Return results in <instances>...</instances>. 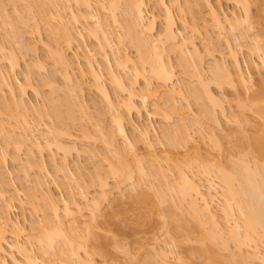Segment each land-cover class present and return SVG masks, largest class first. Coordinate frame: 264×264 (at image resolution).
Segmentation results:
<instances>
[{
	"label": "bare ground",
	"instance_id": "bare-ground-1",
	"mask_svg": "<svg viewBox=\"0 0 264 264\" xmlns=\"http://www.w3.org/2000/svg\"><path fill=\"white\" fill-rule=\"evenodd\" d=\"M11 1L12 0L8 2ZM19 1L21 2V0ZM22 1L23 3L25 1L24 5H30L31 2L33 3H31V7H28L29 5L26 6L29 8H27V14L29 16L33 15V17L30 18L32 22L38 19L41 24L39 22H36V24L39 23V26L42 25V23L46 26H51V28L49 27L48 29L50 34H52V40H55V44L53 47L51 46L48 48L51 53L49 57H52V61H55H53L54 64L57 68L59 67L57 71L59 75H61L62 80H65L66 87L64 89H59L55 84L47 81V83H44L46 85L52 84L53 87L58 88V90L53 88L56 92L52 89V93H55V98L57 92L63 90L62 97L65 94L69 102L65 100V97L62 99L61 96L59 97L61 101L64 100V102L68 103L60 102V100L53 102L55 98L53 99L54 95L51 94V96H53H50L51 100L44 101H47V106L53 109V113H50L49 110L45 112L47 111V109L45 110L47 107L45 106L46 104L40 106V108L36 106L37 104L32 105L31 102H29L30 104L25 102L23 99L25 97L24 94L27 93V88H33L30 85V81L28 80L29 82L27 83H29V85L26 83L27 85L25 84V87V85L14 84L11 77V74L15 73L21 66L19 64V57L17 56L19 53L17 54V52L13 51V48L15 47L17 49L19 45L22 48L19 46L18 48L23 49L24 47L26 50L25 47L27 45L23 46L24 43L22 42L23 35H19L20 39L17 40V42L21 40L22 44L19 41L20 44L19 42H15V45H10L11 42H9V46H6V44L2 43L0 40V80L8 89L11 95L10 97L12 98V101L9 100V102L13 105L12 107L7 105L8 107H5V109L8 108L10 110L14 108L12 109L14 112L12 110H10L12 113L9 111L10 115L8 112L7 119L0 114L1 142L5 144L6 149L14 147L18 155L19 152L23 150L27 151V162L23 165L24 167L22 169V171L25 169L26 172H24L26 176L31 172L28 170L38 171L41 175L42 173L44 175L47 174L46 162L43 159L37 161L34 158V151L42 153L44 149H50V152L54 149L63 154L64 159L61 163V169L57 167L58 163L54 157L52 158L51 165L53 168L57 167L56 169L54 168V171H57L56 173H63L66 178L72 181V184L79 187L82 186V182L85 184L84 180H86V175L84 176V173L79 170L75 173L68 165V158L76 155L79 158L88 156V159L92 161L99 159L102 154L95 148L93 150H87L85 148L83 149L81 146L83 144L80 145L83 139L89 141L97 134L99 137L95 138L96 140L98 139L95 143L98 144L101 138L102 144H105L103 148H105L107 152L105 161L108 163V171H104L105 169L101 165L96 166L95 169L98 168L96 171L94 170L95 173L93 172L92 175L98 181L99 190L92 197H90L88 192L83 190L84 192H81L79 195V198H81L80 202L76 201L75 197H72L73 203H69L64 199L55 198L51 194L49 182L44 179V176H42L43 180H40L42 178H38L39 180L36 179L37 182L35 183L37 187L35 185L34 193L29 192V195L32 193L29 197L33 206H35L33 210L38 218L30 229L31 233L27 234L26 228L22 227L18 220H13L9 215L11 209L14 207L11 199L15 196L9 198L8 194L13 191V195H17L18 191L13 189L14 185L12 182H7L5 180V173H2L1 170L6 162V157L0 158V264H98L96 263V258L102 259V264H118L117 262L115 263L114 259L118 252L132 257L130 249L123 243V237L128 234L132 237H136L148 229H151V233L161 232V237L166 239L165 244L167 246L165 245L166 251L165 247L162 249V252L161 250H157L158 245L156 242L159 238H152L149 241V246L152 247V252H154H150V259L148 258L150 262L148 263L149 260H146L147 264H194L195 262H193V259L196 257L204 261L202 264H264V80H262L259 88L255 90L256 92L254 91V95L251 97L248 96L247 98L248 84L253 81V76L242 69L243 67L240 65L237 50L234 48L233 44H231L232 42L229 41V39H225L227 51H229L228 53L233 59L232 66L230 63H227L228 61L226 59L224 62L221 60V64L217 63V66L209 69L211 71L212 68H214V75L212 76L214 79L212 82L210 81V84H214L213 86L216 89L220 91H223L225 88H230L231 90L233 88L234 91L238 89V92L245 95V99H241V101L238 102L236 113H234V115L232 114V117L227 115L228 118L225 115L226 111L221 109L223 104L220 106V103L223 102H220L219 98H215L216 94L214 95L213 92H211L212 90H209V85L205 84L206 81L202 79L205 75L203 71H206L204 69L207 67L204 68L206 65L203 66L202 55L199 54V49L195 44L194 35L196 34L195 31H197L196 27L192 28L194 37H192V35L190 36L192 39L194 38V40L187 35H183L179 28H177L178 19L174 14V9L178 7L177 4H179V0H155L156 5L163 13V29L160 33H157V35H155L154 32L158 17H155V14L150 15V18L147 16L149 15L147 0H93L94 2L92 0ZM235 1L242 7L243 15L232 12L230 14L231 20H229L227 16L222 18L219 10L213 6L209 0H203L202 2H204V6L211 20L217 24V29L220 33H222L228 25H230V28L233 30L236 28V31L237 29L244 28L239 32L238 39L242 38L239 41V44L242 43L240 47L249 48L248 53L250 56H256V54L260 53V55H257L260 62L256 63L251 59V62L248 61L247 67L255 70L259 67L264 68V45L263 41L262 44H260L261 41L260 43L258 42L260 34L259 36L257 35L258 40H255L252 39V35L250 36L248 32H245L255 26L260 27V24L263 25L260 27L263 32L264 22H262L261 19L264 18V0H255L254 2L252 0ZM257 1L262 2L257 3ZM4 2V0H0V29H6L7 32H3L5 34L7 33V35L9 33L15 34V39L11 40L8 38L10 41H15L16 35L19 34V24L22 25L24 23L26 25L27 23L25 22L27 20L29 21V18L26 20L20 15L26 21L22 20V18L20 19L18 16L19 19H17L19 21H17L19 24L16 21V23H13V19H10L11 16L7 13L9 10L7 4ZM40 2L44 3H41L39 7ZM45 2L48 3V6L50 5L49 8H51V12L48 10L49 13L46 12L48 6H46L47 3ZM121 2L123 6L125 4V10L123 6V8L120 7L122 8V12L124 10L122 14L125 16V21L123 20L122 22L118 20V18L120 19V13L118 12ZM34 3L39 5L35 6ZM92 4L96 5V8L98 7L99 12L96 8V13L93 11L94 8ZM258 4L260 6H258ZM43 5L44 8L46 6V11L43 10L42 12V10H39L36 12V8L44 9L42 7ZM73 5H77V7L79 5V7L84 8V13L80 14L79 12L81 11H79V15H76L77 13L73 10ZM256 6L257 8L259 7V9L256 8V10H258L257 12L254 10L255 14L257 13V18L252 15V12H254L253 8ZM15 7L14 12H16V16L24 12H20L18 8L16 9ZM32 10H35V13L38 14H32ZM17 11H19V14H17ZM44 11L46 14L48 13V15H46ZM101 11H105L103 13L107 12L109 19L103 17ZM28 15L27 17H29ZM45 15L47 17L49 16V19H47ZM37 16H39L40 19L37 18ZM67 16L72 17V24L66 21ZM80 19L85 22L83 24L90 27V29L86 31V35L88 34L87 37L89 36L90 39L91 36L93 40L96 39L95 41L100 42V45L107 49L103 64H105L104 66L111 85H114V90H117V93L119 92V94L123 96L122 99L112 98L110 92L104 86L105 84L102 83L103 75L101 73V68L97 69L95 62L87 58L86 70L78 69V71L82 79L87 76L92 80V85L89 86V88L102 97L105 103L106 111L103 110V112H100L97 110L98 114L95 113L97 116L90 111L91 109L87 107L88 105L83 100L85 82L75 80L76 68L73 67V63L67 57L65 50L63 51V49L60 48L61 44L64 43L68 48L67 50L74 49V46L84 37L82 30L79 28L75 29L71 26L74 24L73 26L76 27L77 24H82ZM253 19L255 21H252ZM74 20L77 23H75ZM107 20H109V23H112L110 24L112 26H119L120 22H124V27H120L123 28L122 30H124L126 34L123 38H129L128 40L130 43L136 47V50L138 49V54L141 55H138L137 60L133 59L130 54L123 55L121 48L115 46L117 44L116 41L121 45L124 39L122 36L121 39H117L114 31L110 29L112 26H109ZM180 20L183 23V28L186 29L187 23L182 19ZM54 26L56 27L54 28ZM17 27H19V29H17ZM37 28L35 27V30L40 29L38 26ZM16 29L18 31H15ZM11 34H9V36ZM20 34L22 33L20 32ZM6 39H4V42ZM60 41H63V43L60 44ZM12 45L14 46L13 48L10 47ZM207 50H209V48ZM108 52H111L115 57L116 69L110 64ZM169 52H179L180 59L187 60L185 66V61L182 62L183 60H181V65L184 67L187 65L189 66V59H191V63L193 64L191 57L195 59L196 64L192 65L190 63V66L193 67L191 68L189 66L188 69H194L193 71L197 74V76L195 75L196 77L193 75L196 82L198 77L201 79L198 78V85L193 83L194 86L193 84L191 86V84L188 83L190 86L186 84L185 87L175 88V66L172 65V60L168 58V55H171ZM6 61L7 63L5 64ZM136 61H138V63H136ZM44 62H37L36 66L38 67V72L39 69H43L44 64L41 63ZM196 65L197 67H195ZM33 66V69L36 70L37 67L34 64L31 68ZM45 66L46 65H44V67ZM196 68H198L200 72ZM121 69L125 73L132 74L130 77V79L132 78L131 82H126L123 79V76L120 74L121 72L119 73ZM189 72L190 71H187L186 73L188 74ZM139 80H143V82L145 81L144 83H146L144 87V96L140 93L142 97L138 96L136 90V85ZM153 82H157V84L162 87L170 88L172 86V89L171 91H167L164 97L162 96L163 98H160L162 93L154 88ZM15 86H18L17 88L20 89V98L17 97ZM24 87L27 89L26 93ZM35 90L33 91L38 94L39 92H37V89ZM60 91L58 93H61ZM183 91L186 93L185 95ZM186 95L191 98L193 97L192 99L195 98L194 100L198 103L201 101L202 104H209V108L205 107L204 110H201L204 116H201L199 119H207L205 121H209L210 123L212 121L213 125L217 126L220 120H218L219 122L217 121L216 108L218 109L219 107V109L222 110V112H219L224 115L222 116L225 117L228 122L233 123V125H236L237 128L239 127L240 130L245 127V131H249L247 126H252L255 128V131L253 128L251 131L256 133L252 135L253 137L251 139H249V137L248 139L246 138L244 140L246 142L239 139L242 146L237 148L238 145L235 144L237 146L234 145L235 147L232 148L233 150L231 149L232 151L237 149V153L234 152V154L230 150L228 151L229 153L226 152L228 148L226 147L227 150H225L224 147L227 143L228 145L229 143L233 144L229 139H232L233 136L231 137V135L235 132L232 131L233 133H231V135H226L224 139L223 137L221 138L220 134L214 135L216 131L211 130L212 132L214 131L212 133L210 129H205L204 124L198 118L193 120H190V118L189 120L192 122L194 121V123L190 122L186 116L188 112H184L183 109V107H185L187 111L191 110L189 97L187 98ZM138 97H140V99ZM151 97H155L161 102H159L161 105L169 109L166 108L167 113L163 110L164 107H162V109H156L157 111L160 110L159 113L165 112V114L164 112L161 114L165 115V120H168L170 123L171 120H173V117H171L173 115L171 114L170 116V114H168L169 111L175 115H179L180 118L176 120V123H173L175 120L172 121L174 127L170 125V128H166L167 130L165 129V132H163L168 143L166 150L162 151L160 156L157 152H153L152 154L149 153L151 155L148 157L151 156L153 160L146 156L147 162L148 160H152L151 162L149 161L150 163H147L145 161V156L137 153L138 149L137 147L135 148L137 144L129 139L126 126L128 117L136 115L138 120L142 119L144 114H146L148 118L150 116L152 117L151 113L148 111V104ZM178 99H181V101ZM58 101L59 104L57 105L56 103H58ZM176 101H178V103H184L185 101V104L179 105ZM60 103H62L63 106L64 104L70 105H68L70 111H68V113L70 115L72 114V116L73 113L71 112H74L75 109H79L76 111L80 115H83H81L82 120L86 119L85 121L87 123H91V125L88 126L92 127V134L93 132L96 134L92 135L89 127H87V129L84 127L85 130L83 131L82 129L81 135L76 134L71 127V129L67 126L52 128L39 123L45 119L39 121L38 119L42 117L58 114L57 107L62 106ZM207 104L205 105L208 106ZM212 105L213 108L211 107ZM159 108H161V106ZM248 114L252 116L249 117ZM101 115H108L111 128H108L109 125L105 126L100 123L99 119ZM31 116L37 117H35V120L34 118L32 119L34 121H31ZM247 116L250 119L253 117L255 122H251ZM196 120L198 123L195 122ZM94 121H96V125H94L95 129L92 125L95 124ZM201 123L203 126H200ZM254 123L255 126H253ZM241 127L243 128L241 129ZM196 129H198V132ZM89 130L90 132H88ZM144 134L145 137H147L149 135V130L145 129ZM196 135L197 139L195 140L194 136ZM243 135V137L238 138L244 139V137L247 136L246 134ZM79 137L83 139L81 140ZM217 138L223 139L222 143L221 139L218 140ZM226 138H229L228 141ZM79 139L81 142H79ZM95 139L91 141H95ZM120 141H122L121 143L123 146L120 144ZM223 141H225V143H223ZM123 142L125 144H123ZM145 146L149 147L150 144L146 143ZM203 147H205V153L202 152ZM231 152L232 154H230ZM225 153L226 155L228 153V157H225ZM18 155V159H16V157L14 161L18 162L21 160ZM140 156H144V158ZM132 169L135 170L136 173L135 171L132 173ZM92 175L91 177L89 176L90 179ZM133 175L137 179H134ZM148 177L150 179L152 178V183L148 182L150 181ZM110 178H112V180L116 179V181L117 179H125V183H131L130 189H132H129V193L126 191L123 193L122 189L120 191V184V188L117 185L115 186L116 188L113 186L111 190L109 185ZM93 179L94 178H92L91 181H93ZM135 180H138V182L136 183ZM155 182L157 184H155ZM78 189L80 190V187ZM116 190L119 191L118 193L120 195L117 197V200L122 202V200H127L128 198L130 203L133 200L134 203L132 202L133 204L129 205L132 206L127 207V209L123 205L124 207L120 206L123 210H114L115 212L111 211L105 215L102 210L103 203L108 202L110 196L114 195L112 192ZM123 196L125 199H121L124 198ZM129 198H131V200ZM111 200L112 198L109 202ZM41 201L44 203L43 206H40ZM40 207H42L43 211ZM128 209L131 211H126ZM40 211L43 213L45 211V214H42ZM46 212L48 215H46ZM38 213L45 216L40 219L39 215L37 216ZM84 213L88 215H84ZM69 219L70 222L68 221V224L65 220ZM7 228L10 229V237L7 236ZM152 230L154 232H152ZM231 243L234 244V251L230 249L232 246H230ZM188 245H192L187 251L189 257L183 258L181 256V258L177 256L176 260H173L176 261L175 263L170 260L171 257L168 255L172 254L171 256L175 259L176 248H183ZM34 248H37V250ZM161 248L159 247L158 249ZM8 250H10V253H8ZM151 255L154 258L151 257Z\"/></svg>",
	"mask_w": 264,
	"mask_h": 264
},
{
	"label": "rangeland",
	"instance_id": "rangeland-1",
	"mask_svg": "<svg viewBox=\"0 0 264 264\" xmlns=\"http://www.w3.org/2000/svg\"><path fill=\"white\" fill-rule=\"evenodd\" d=\"M5 2V4H7V7H8V15H10L11 16V18L10 19H13V23H16V22H18L19 20V18L21 19L22 17L21 16H23V18H25L26 20H27V18H29V21L27 20H24L23 18H22V20H24V21H26L25 23H27L26 25L23 23L22 25L21 24H19V22H18V24L20 25H18L19 27H20V29H19V27H17V29H19V31L16 29L15 31H18L19 32V34L17 33V32H15V33H17L18 35H16L17 37H16V40L15 41H10V39L11 40H13V39H15V37H14V35L13 34H11V33H9V34H11L10 36H9V34L7 35V33L5 34L4 32H7V30L5 29H3V28H1L0 29V40H1V42L2 43H4V44H6V46H9V42H11L10 43V45L11 44H13V45H15V42H17V40L18 39H20L19 38V35H23V38H22V42L24 43L23 44V46H25V45H27L25 48H26V50H28V51H26L25 49H24V47H23V49H20V48H22L21 46H19L18 44V46L20 47V48H18V46H17V49L12 45V46H10L11 48H13V51H15V52H17V54L19 53V55H17L18 57H19V64L21 65L17 70H16V72L15 73H12L11 74V77H12V81L14 82V84H18V85H25L27 82H29L30 81V85H31V87H33V88H25L26 87V85L28 84L29 85V83H27L26 85H25V93H26V90H27V93L26 94H24V101L25 102H31V104L32 105H35V104H37L36 106H44L45 104V106H47V101L45 102L44 100H51V97H53V96H51V94H55L54 92L52 93V89L53 88H56V87H53L52 86V84H55L56 86H58L59 87V89H64L66 86V83H65V80L63 81L62 80V78H61V75H59V73H58V71H57V69H59V67L57 68V66L54 64V62L52 61V57L50 58L49 56V54H51L50 53V51H49V47H53L54 46V42H55V40L53 41L52 40V34H50V31H49V27L51 28V26H46V25H44L43 23H42V25H40L39 26V23L41 24V22H39L38 21V19L37 18H39L40 19V17L39 16H37V21L36 20H34V22H32V20L30 19L31 17H33V15H31V16H29L28 14H27V8L28 7H31L32 5H31V3H30V1H29V3H30V5L28 6L27 4L26 5H24L25 4V1H24V3H23V1L21 0V2L19 1V0H12L11 2H8V1H10V0H4ZM33 1V0H32ZM39 1H43V0H39ZM93 1V0H92ZM203 0H179L178 2H179V4H177L178 5V7H176V9H174V14H175V16H177V19H178V24H177V28H179V30L181 31V33L183 34V35H187L188 37H190L191 35H192V37H194L195 36V41H196V45H197V47H198V49H199V54H201L202 55V60L204 61H202V63H203V66H205L204 68H206V69H204V70H206V71H203L204 72V76H203V80H205L206 82H205V84H208L209 85V90H212L211 92H213V94L215 95V98L217 97V99L219 98V101L220 102H223V103H220L221 105L220 106H222V104H223V106H222V108L221 109H224V111H226L225 112V115L227 116H229V117H232V114L234 115V113H236V111H237V105H238V102H240L241 101V99L242 100H244L245 99V95H243V94H241L240 92H238L237 90L238 89H235L236 91H234L233 90V88H232V90L229 88V89H224L223 91H220V90H218V89H216L212 84H210V81L212 82L213 81V69L214 68H212V70L210 71L209 69L211 68V67H214V66H217L216 64L218 63V64H221V60H222V62H224V60H226L227 59V63L229 64L230 63V65L232 66V61H233V59L230 57V55H229V51H227V47H226V43H225V39H229V41H231L232 43L231 44H233V46H234V48L237 50V54H238V59H239V61H240V65H242V69H244L245 70V72L246 73H248V74H251L252 76H253V81L252 82H250L248 85H249V87H248V90H247V98H248V96H253L254 95V91L255 90H257L258 88H259V86H260V84L262 83V80H264V68H262V67H259V68H257V70H255V69H250L249 67H247V63H248V61H250L251 59H253L252 61H254V62H256V63H259L260 61H259V58L257 57V55H260V53L259 54H256V56L254 55H249V53H248V50H249V48L247 49V47H240V45L242 44L241 42V44H239V41L242 39H238L239 38V32L242 30V29H244V28H242V29H237V31L234 29H231L230 28V25H228V26H226L225 27V29H224V31L222 32V33H220V31L217 29V24L216 23H214L213 22V20H211V18H210V16L208 15V12H207V9L205 8V6H204V2H202ZM210 2H211V4L213 5V6H215L218 10H219V13H220V15L222 16V18L223 17H225V16H227L228 17V19L229 20H231V16H230V14L232 13V12H236L237 14H240V15H243V9H241L242 7H240L239 6V4L236 2H234L233 0H209ZM251 1V0H250ZM253 2L255 1V0H252ZM26 2H28V1H26ZM48 2V1H47ZM47 2H45V3H47ZM94 2V1H93ZM261 3L262 1H257V3ZM13 3V4H12ZM41 3H44V2H40V5L39 4H35L34 3V5L36 6H38L39 5V7L41 6ZM124 3V2H123ZM147 3H148V13H149V15H147V16H149V18H150V15H152V14H155L154 16L156 17H158V19H157V21H156V26H155V32H154V34L155 35H157V33H160V31L163 29V13H162V10L156 5V1L155 0H147ZM252 3V2H251ZM33 4V3H32ZM94 4V3H93ZM92 4V5H93ZM255 5H257L256 3H254ZM9 5V6H8ZM16 6V7H15ZM26 6H28V7H26ZM46 6H48V3H47V5ZM46 6H45V8H44V5L42 6L44 9H40V8H36V12L37 11H39V10H42V12H43V10H45L46 11ZM74 7V11H76L75 13H77L76 15H79V13L81 14V13H84V8H82V7H79V5H78V7H77V5H73ZM96 5H93V8H94V12H95V7ZM123 6V4H122V2L120 3V6H119V8L120 7H122ZM254 6V5H253ZM258 6H260L259 4H258ZM263 6V5H262ZM14 7L17 9L18 8V10L20 11V12H23V13H21V14H19V11H17L18 13L17 14H19V15H15V13L16 12H14ZM34 7V6H33ZM41 7V8H42ZM50 7V5L48 6V9H47V11L46 12H48L49 13V11L48 10H50V12H51V8H49ZM124 10H125V4H124ZM122 7V8H123ZM92 8V9H93ZM122 8H120L119 9V12L118 13H120V19L118 18V20H121V22L124 20L125 21V16L122 14L123 12H124V10H123V12H122ZM256 8H257V6L255 7V8H253V11L255 10L256 12L258 11V10H256ZM263 8V7H262ZM15 9V10H16ZM29 9V8H28ZM33 9V8H32ZM92 9H91V11H92ZM257 9H259V7L257 8ZM96 10L99 12V10H98V7L96 8ZM261 10V9H260ZM44 11V13L46 14V12ZM79 11H81V12H79ZM93 11H92V13H93ZM121 11V12H120ZM255 11L254 12H252L253 14V17H256L257 15V13L255 14ZM34 12V13H33ZM79 12V13H78ZM103 12H105V11H101V13H102V16L103 17H107L108 18V13L106 12V13H103ZM48 13L46 14V15H48ZM96 13V12H95ZM32 14H38V13H35V10L33 11L32 10ZM21 15V16H20ZM27 15L29 16V17H27ZM45 15V16H46ZM100 15V14H99ZM105 15H107V16H105ZM161 15V16H160ZM262 15V14H261ZM9 16V17H10ZM18 16H19V18H18ZM101 16V15H100ZM118 16V17H119ZM160 16V17H159ZM259 16H260V14H259ZM263 16V15H262ZM34 17H36V16H34ZM49 17V16H48ZM47 16H46V18L47 19H49ZM264 17V16H263ZM263 17H261V18H263ZM18 18V19H17ZM257 18V17H256ZM72 17L71 16H67V22L68 23H70V24H72ZM109 19V18H108ZM180 19H182V20H184L186 23H187V28L186 29H184L183 28V23L181 22V20ZM18 20V21H17ZM31 20V21H30ZM46 20V19H45ZM262 20V22H264V18L263 19H261ZM16 21V22H15ZM21 21V20H20ZM48 21V20H47ZM75 21V20H74ZM80 21H81V19H80ZM108 21V23H109V20H107ZM112 21V20H111ZM252 21H255L254 19L252 20ZM36 22H39V23H37L36 24ZM53 23H55L54 21H52ZM51 22V23H52ZM78 22H79V19H78ZM119 23L120 25H123V26H118V25H116V26H112V25H110V24H112V23H109V26H112V27H110V29L112 30V31H114V33H115V35H116V37H117V39L118 38H120L121 39V36H122V38L123 37H125V31L124 30H122L123 28H120V27H124V22L123 23ZM261 22V23H262ZM52 23V24H53ZM74 23V22H73ZM75 23H77L76 21H75ZM81 23L82 24H77V25H79V26H77L76 24V27L75 26H73V25H71L72 27H74L75 29H80V30H82L83 31V35H84V37L81 39V40H79V43H77L75 46H74V49H71V50H67L68 48L65 46V44L63 43V41H60V44L61 43H63V44H61V46H60V48H62L63 49V51L65 50V52H66V55H67V57L72 61V63H73V67L74 68H76V76H75V80L76 81H84L85 82V84H84V96H83V100H84V102L88 105H86L87 107H89L91 110V112L92 113H94V115H95V113L96 114H98L97 112L98 111H102L103 112V110L104 111H106V107H105V103L103 102V100H102V97H100L95 91H93V90H91L90 88H89V86H91L92 85V80L89 78V77H87V76H85L83 79L81 78V76H80V74H79V71H78V69H83V70H86V68H87V66H86V63H87V58H90V59H92L94 62H95V65H96V67H97V69H100L101 68V73H102V75H103V81H102V83H104L103 85L106 87V89L110 92V94H111V96H112V98H114V99H122L123 98V96L122 95H120L119 94V92L117 93V90H114V85L112 86L111 85V82H110V80H109V76H108V74H107V71H106V69H105V64H103L104 62H103V59L105 58V55H106V52H107V49L106 48H104L102 45H100V42H98V41H95V40H93V38L90 36V39H89V36L87 37V35H86V31L87 30H89L90 29V27L88 26V25H85V24H83V23H85V22H83V21H81ZM56 24V23H55ZM55 24H53V25H55ZM87 24V23H86ZM17 25V24H16ZM38 27H40V29L39 30H35V27L37 28V26ZM82 25V26H81ZM263 25H261L260 24V27H262ZM53 27V26H52ZM56 26H54V28H55ZM89 27V28H88ZM119 27V28H118ZM193 27H196V29H197V31H195L196 32V34L194 35V33H192V28ZM259 26H255V27H253L252 29H250V30H247V31H245V32H248V34L251 36L252 35V39H257V37L259 36V34H260V36L258 37V39H259V43H260V41H261V43L260 44H262V41H263V45H264V30H263V32H262V28H260ZM126 28V27H125ZM124 28V29H125ZM232 28H234V27H232ZM264 28V27H263ZM38 29V28H37ZM195 29V28H194ZM4 31V32H3ZM244 31V30H243ZM20 32L22 33V34H20ZM127 32V31H126ZM259 32H261L262 33V35H261V33H259ZM88 33V32H87ZM12 35H13V37H12ZM194 35V36H193ZM258 35V36H257ZM6 36H7V39H6ZM9 36V37H8ZM126 37H128V36H126ZM8 38H10V39H8ZM54 38V37H53ZM92 38V39H91ZM191 38V37H190ZM4 39H6V41L4 42ZM124 39V38H123ZM129 38H125L124 39V41L123 42H121V45H119V43L116 41V47L118 48V47H120L121 48V50H122V54L124 55V54H130L131 56H132V58L133 59H138V55H141V54H138V49L136 50V47H134V45L133 44H131L130 43V41L128 40ZM192 39V38H191ZM238 39V40H237ZM257 39V40H258ZM192 40H194V38L192 39ZM7 41H8V43H7ZM20 42H21V40H19ZM18 41V42H19ZM122 41V40H121ZM194 41V42H195ZM238 41V42H237ZM17 42V43H18ZM20 42H19V44H20ZM22 42H21V44H22ZM134 44H136V43H134ZM238 44H239V46H238ZM137 45V44H136ZM9 47V48H10ZM29 47H31V48H33V49H31V48H29ZM209 48V50H207ZM30 49H31V51H30ZM18 50V51H17ZM21 50H23V51H21ZM11 51V50H10ZM49 51V52H48ZM140 52V51H139ZM141 53V52H140ZM169 54H171V55H168L167 57L169 58V59H171L170 61L173 63L172 65L173 66H175V68H174V70H175V74H176V84H175V88H181V87H185L186 86V84L187 85H189L188 83H190L191 84V86H192V84L194 83L195 85H198V83L197 82H199L198 80L200 79L199 77V79L197 78V82H196V79H194V76L196 75L197 76V74H195V71H193L194 69H192L191 70V68L193 67H191L190 66V63H191V59H189V58H187V59H189L188 61L190 62H188L189 63V66L191 67L190 69H188L189 68V66L187 65L186 67H184L185 66V63H186V61L185 60H183L182 58L180 59V54H179V52H175V53H171V52H169ZM264 54V53H263ZM108 55H109V61H110V64L112 65V67L114 68V69H116V66H115V57L112 55V53L111 52H108ZM201 55H199V56H201ZM52 56V55H51ZM223 56H224V58H223ZM183 57V56H182ZM192 58V61H193V64L195 65L196 64V61H195V59L193 58V57H191ZM201 58V57H200ZM40 59V60H39ZM194 59V60H193ZM232 59V60H231ZM7 60V59H6ZM181 60H183L182 62H184V66H182L181 64H182V62H181ZM44 62V63H41V64H44V65H46L45 67H44V65H43V69H44V71H43V69L41 70V69H39V72L37 71L38 70V67L36 66L37 65V62ZM195 61V62H194ZM36 62V63H35ZM251 62V61H250ZM249 62V63H250ZM7 63V61L5 62V64ZM136 63H138V61H136ZM5 64L3 63V65L5 66ZM35 65L36 67H37V69L36 70H34L33 68H34V66L31 68V66L32 65ZM39 64V63H38ZM40 64V65H41ZM192 64V63H191ZM192 64V65H193ZM39 65V66H40ZM42 66V65H41ZM195 67H197V65L195 66ZM219 67V66H218ZM45 68H46V70H45ZM188 70H187V69ZM215 68H217V67H215ZM5 69H6V67H5ZM34 71H33V70ZM197 70H198V68H196ZM41 70V71H40ZM122 70V69H121ZM121 70H119V73L121 74V76H123V79L126 81V82H128V81H130L131 82V79H130V77L132 76V74L130 75V73H125L123 70L121 71ZM208 70V71H207ZM243 70V71H244ZM187 71H190L188 74L186 73ZM199 72H200V70H198ZM197 71V72H198ZM198 74H200V73H198ZM194 75V76H193ZM203 75V74H202ZM195 76V77H196ZM205 77V78H204ZM29 80V81H28ZM201 80V79H200ZM202 80V81H203ZM49 82V83H52V84H49V85H46L44 82ZM17 82V83H16ZM19 82V83H18ZM46 82V83H47ZM145 82V81H144ZM143 82V80H139L138 81V83H137V85H136V90H137V93H138V96H140V97H142L141 95H143L144 96V94H145V89H144V87H145V85H146V83H144ZM194 84H193V86H194ZM52 87H51V86ZM184 85V86H183ZM153 86H154V88L155 89H157L158 91H160V93H162V95H160V98H163L164 97V95H165V93L167 92V91H171V87L170 88H168V87H162L161 85H159V84H157V82H153ZM190 86V85H189ZM200 86V85H199ZM18 86H15V88H16V93H17V97H19V95H20V93H19V90L20 89H18L17 88ZM23 87V86H22ZM197 88H199V87H197ZM35 89H37V92H39L38 94L37 93H35L36 92V90ZM66 89H68V88H66ZM65 89V90H66ZM116 89V88H115ZM33 90H35V92L33 91ZM54 90V89H53ZM56 90H58V88H56ZM240 90V89H239ZM55 91V90H54ZM60 91V90H59ZM58 91V92H59ZM63 91V90H62ZM62 91H60L61 93H58L57 92V94H56V98H55V95H54V97H53V102L55 101L56 102V100H60V102H63V103H68L69 101H68V99L65 97V94H64V96L62 97ZM56 92V91H55ZM256 92V91H255ZM140 93H141V95H140ZM183 93H184V95L186 94L184 91H183ZM59 94V95H58ZM11 95H10V93L8 92V89L1 83V80H0V114H2L3 115V117L5 118V119H7L8 118V116H7V114H8V112L10 111V110H12V109H14V108H11L13 105H12V103L11 102H9V100H11L12 98L10 97ZM51 96V97H50ZM61 96V98L63 99L64 97H65V100L66 101H68V102H64V100L63 101H61V98H59ZM163 96V97H162ZM48 97H50V98H48ZM140 97H138L139 99H140ZM150 97V96H149ZM186 97L188 98L189 96L188 95H186ZM5 98V99H4ZM20 98V97H19ZM193 98V97H192ZM191 97H189V103H190V105H191V110H186L185 109V107H183V109H184V112H188L187 114H186V116L188 117L187 119L189 120L190 118V120H193V119H196V118H200L201 116H204L203 114H202V111L201 110H204L205 109V107H207V108H209V104H207V103H205V104H207L208 106H206L205 104H202V102L200 101V103H198V102H196V100H194V99H192ZM74 100V99H73ZM73 100H72V102H73ZM149 100V99H148ZM179 101H181V99H178ZM12 101V100H11ZM45 102V103H44ZM74 102H75V100H74ZM160 101L158 100V99H156L155 97H151L150 98V100H149V104H148V111L151 113V115H152V117L150 118H148V116L146 115V114H144V117L142 118V119H139L138 120V118H137V116L136 115H134V116H131V117H128V123H127V126H126V130H127V133H128V136H129V139L133 142V143H136L137 145H135V148L137 147V153L139 154V155H144L145 156V161L147 162V157L149 156V155H151L153 152H157L158 154H159V156L161 155V152L162 151H164V150H166V148H167V139H165V137H164V135H163V132H165V129L166 128H170V125H172L173 126V124H172V121H174L175 120V122H173V123H176L177 121L176 120H178V118H180L179 117V115H175V114H173L171 111H169L168 112V114H170V116H171V114L173 115V116H171V117H173V120H171V123L168 121V120H165L164 119V116L165 115H161L162 113H159L160 112V110L159 111H157L156 109H162V107H164V105H161L160 103H159ZM177 102V104H179V105H182V104H185V101H184V103H181V102H179L178 103V101H176ZM183 102V101H182ZM205 102V101H204ZM11 103V104H10ZM27 103V104H28ZM34 103V104H33ZM10 104V105H9ZM30 104V103H29ZM57 105L59 104V101H58V103H56ZM159 104H160V106H161V108H159L160 106H159ZM11 106L10 108V110L8 109H5V107H8V106ZM60 105H62L63 106V104L62 103H60ZM69 105V104H68ZM68 105L66 104H64V106L62 107H57V113L58 114H56V115H51V116H45V117H42L41 119H38L39 121H41L42 119H44V120H42L41 122H39V123H41L42 125H46V126H48V127H65V126H67V127H71L72 129H73V131L76 133V134H81V132H82V129H83V131L85 130L84 129V127H86V129H87V127H89V129L91 130V134H92V131H93V129H92V127L91 126H88V125H91V123L89 124V122L87 123L84 119V121L82 120V116L76 111V110H79V109H75L74 110V108H73V110H74V112H71V113H73V116H72V114L70 115L69 113H68V111H69V109H68ZM178 105V106H179ZM205 105V106H204ZM70 106V105H69ZM74 106V105H73ZM72 106V107H73ZM159 106V107H158ZM158 107V108H157ZM212 108H213V105L211 106ZM210 107V108H211ZM224 107V108H223ZM41 108V107H40ZM60 108V109H59ZM76 108H78V107H76ZM167 107H164L163 108V110H165L166 111V113H167V109H166ZM203 108V109H202ZM47 109V111H45V112H48V110H49V112L50 113H53V109H50V107L49 106H47L46 108H45V110ZM221 109H219V107H218V109L216 108V116H217V121L218 120H220V125L219 124H217V126L216 125H213V123H212V121H211V123L209 122V121H205V120H207V119H199L203 124H204V128L205 129H210V132H212L211 130H214V131H216V133L214 134V135H218V134H220V136H221V138L223 137H225L226 135H231V133H233V132H235L234 134H232L231 135V137H232V139L230 138H228L229 140H230V142H232L233 144H230L229 143V145H228V143L226 144V146L224 147L225 148V150H227V148H228V150L226 151V152H228L229 150L230 151H232L233 149V147H235V146H237L238 145V147L237 148H239V147H241L242 145L240 144V142H239V139H241L243 142H246V141H244L246 138L248 139V137H249V139H251L253 136L252 135H254L255 133L253 132V131H251V129L253 128L252 126L251 127H248L247 126V128L249 129V131H245L246 130V128L244 127V129H242L243 127H241V129L242 130H244V131H242V130H240V128L238 127L237 128V126L236 125H233V123H231V122H228L226 119H225V117H223L224 115L223 114H221V112H222V110ZM226 109V110H225ZM42 110H43V107H42ZM70 110H71V108H70ZM98 110V111H97ZM169 110V109H168ZM13 111V110H12ZM12 111H10L11 113H12ZM218 111V112H217ZM219 111H221V112H219ZM10 112H9V115H10ZM14 112V111H13ZM44 112V113H45ZM70 112V111H69ZM104 114V113H103ZM164 114H165V112H164ZM202 114V115H201ZM223 115V116H222ZM39 116V115H38ZM95 116H97V115H95ZM102 116V115H101ZM100 116V123H102V124H104L105 126H108V128H111V124H109V123H111L110 122V118L108 117V115L107 116H105V115H103L102 117ZM185 116V115H184ZM183 116V117H184ZM220 118H219V117ZM227 116V117H228ZM248 116H249V114H248ZM248 116H247V118H248ZM252 116V115H251ZM251 116H249V117H251ZM35 117H37V116H35ZM35 117L33 116H31V121H34L35 120ZM41 117V116H40ZM228 117V118H229ZM34 118V120H32ZM39 118V117H38ZM84 118V117H83ZM167 118V117H166ZM184 118H186V117H184ZM203 118V117H202ZM219 118V119H218ZM37 119V118H36ZM97 119V118H96ZM251 122H253L254 121V119H253V117L250 119V118H248ZM30 120V119H29ZM38 120H37V122H38ZM88 120H89V118H88ZM98 120V119H97ZM99 120H98V122H99ZM189 120V121H190ZM198 120V121H199ZM102 121V122H101ZM167 121V122H166ZM247 121V120H246ZM36 122V121H35ZM36 122V123H37ZM96 121H94V123H95ZM190 122H192V121H190ZM190 122H188V123H190ZM195 122H197V120L195 121ZM219 122V121H218ZM249 122V121H248ZM255 122V121H254ZM192 123H194V121L192 122ZM198 123V122H197ZM202 123L200 124V126L202 125ZM216 124V123H215ZM251 124V123H250ZM93 125V127H94V129H95V126L94 125H96V123L95 124H92ZM219 125V126H218ZM253 125V124H252ZM171 126V127H172ZM176 126V125H175ZM203 126V125H202ZM246 126V125H245ZM253 126H255V123H254V125ZM174 127V126H173ZM70 128V129H71ZM237 128V129H236ZM145 129H148L149 130V135L147 136V137H145V134H144V130ZM172 129V128H171ZM247 129V130H248ZM90 130L88 131V132H90ZM167 130V129H166ZM253 130L255 131V128H253ZM196 131L198 132V129H196ZM213 131V132H214ZM233 131V132H232ZM238 131H240V132H238ZM196 132V133H197ZM209 132V133H210ZM212 132V133H213ZM243 132H245V133H243ZM207 133H208V131H207ZM240 133H243V134H246L247 136L246 137H244V139L243 138H238V137H243L244 135L243 134H240ZM93 134H96V133H94L93 132ZM92 134V135H93ZM211 134V133H210ZM82 135V134H81ZM81 135H79V136H81ZM83 136H84V134H83ZM94 136H96V137H94ZM93 136V139H95V138H98L99 136L96 134V135H94ZM81 140L83 139L82 137H79ZM194 138H195V140L197 139V135L196 136H194ZM220 138V139H221ZM80 139H79V142H81L80 141ZM90 139H91V136H90ZM93 139H91V140H93ZM218 139V138H217ZM220 139H218V140H220ZM225 139V138H224ZM227 139V138H226ZM228 139H227V141H228ZM89 140V139H88ZM91 140H89V141H85L84 139L82 140V142L80 143V145L81 144H83V145H81L82 147H83V149L85 148V149H87V150H90V149H96L98 152H100L101 154H102V156L99 158V159H97L96 161L94 160V161H92V160H89L88 158V156H82V157H77L76 155H73L72 157H70V158H68V165L70 166V168H72V170L75 172V173H77L76 171L77 170H79V171H81V172H83L84 173V176L86 177L85 179L86 180H84L85 181V184H84V182H82V186H79L80 187V190L78 189L79 187L78 186H76L75 184H72V181L69 179V178H66L65 176H64V174L63 173H60V172H58V173H56L57 171L55 170L54 171V168L52 167V165H51V161H52V158L54 157L56 160H57V163H58V165H57V167L58 168H60L61 169V163H62V161H63V154H61V153H59V152H57L56 150H54V149H52L51 150V152L49 151V150H45L44 149V151L42 152V153H40L39 151H34V155H35V159L38 161L39 159H43L45 162H46V166H47V174L46 175H44L43 173H42V175L41 174H39L38 173V171L36 172V171H32V170H28V171H31V172H29V175L27 174V176H26V174H25V169L22 171V169H23V165H25L26 164V162H27V151L26 150H23L22 152H19V155H18V153L16 152L17 150L14 148V147H10L9 149H6L5 148V144H3L1 141H2V139H0V158H2V157H6V162H5V164L3 165V167H2V170H1V172L2 173H5V175H4V178H5V180L7 181V182H12L13 183V185H14V188L13 189H16L17 191H18V193H17V195H13L14 194V192L12 191L11 193H9L8 194V197L10 198L11 196H15L13 199H11L12 201H13V209H11V211H10V213H9V215H10V217L13 219V220H18L19 222H20V224H21V226L22 227H25L26 228V230H27V234H29V233H31L30 232V229H31V227H32V225L34 224V223H36V221H37V218L38 217H36V213L34 212V210H33V208L35 207V206H33V203L31 202V199H30V195L32 194H30L29 195V192H33L34 191V188H35V185H36V187H37V184L35 183V182H37L36 181V179L37 180H39L38 178H42V176H44V179L46 180V181H48L49 182V187H50V192H51V194L55 197V198H59V199H64V200H66L67 202H69V203H73V198L75 197L76 199V201H79L80 202V200H81V198H79L80 196V193L81 192H88L89 194H90V197H92V196H94L95 194H96V192L99 190V187H98V181L96 180V178L95 177H93V175H92V173L94 172V170L96 171V169L98 168H96L95 169V167L96 166H102L104 169V171H108L107 169H108V163L105 161V157L107 156V152H106V149L105 148H103V145H105V144H102V141H101V138H100V143L98 142V144L97 143H95V142H97L98 141V139L96 140L95 139V141H91ZM121 140V139H120ZM222 140L223 139H221V143H222ZM232 140V141H231ZM237 140H238V142H237ZM123 141V140H122ZM122 141H120V144L122 145ZM130 141V142H131ZM131 142V143H132ZM242 142V143H243ZM146 143H148V144H150V146L149 147H146L145 146V144ZM223 143H225V141H223ZM123 144H125L124 142H123ZM235 144H237V145H235ZM102 145V146H101ZM134 145V144H133ZM191 145V144H190ZM235 145V146H234ZM123 146V145H122ZM224 146V145H223ZM105 147V146H104ZM189 147H191V146H189ZM227 147V148H226ZM232 149V150H231ZM235 149V148H234ZM16 150V151H15ZM53 151V152H52ZM205 147H203L202 148V152L203 153H205ZM237 151V149L235 150V151H232L233 153L234 152H236ZM179 152V151H178ZM232 152L230 153V154H232ZM17 153V154H16ZM149 153H151V154H149ZM229 153V152H228ZM228 153H227V155H228ZM237 153V152H236ZM235 154V153H234ZM17 155L20 157V161H14V158H16L17 157ZM226 155V153H225V157L227 156ZM144 156H140L141 158H144ZM147 156V157H146ZM4 157V158H5ZM228 157V156H227ZM149 159H152L153 160V158L150 156V157H148ZM16 159H18V157L16 158ZM130 160V159H129ZM151 160V161H152ZM36 161V162H37ZM150 160H148V162L147 163H150L149 162ZM130 163H131V161H130ZM56 167V168H57ZM55 168V169H56ZM0 169H1V165H0ZM133 170V169H132ZM25 171V172H24ZM134 171L135 170H133L132 171V173H134ZM28 173V172H27ZM95 173V172H94ZM135 173H136V171H135ZM106 174V173H105ZM91 175H92V178H94L93 179V181H91V179H90V177H91ZM135 175V174H134ZM133 175V176H134ZM137 175V174H136ZM90 176V177H89ZM138 177V176H137ZM147 178V177H146ZM149 178V177H148ZM134 179H137L135 176H134ZM150 179V178H149ZM149 179H147V180H149ZM152 179V178H151ZM151 179H150V181H148V182H151ZM40 180H43V178L42 179H40ZM110 181H109V185H110V188H111V190H112V187L114 186H117L118 185V187L120 188V184H121V188H120V191H121V189H122V191H123V193L126 191V192H128L129 193V191L132 189H130V182H128V184L127 183H125V179H117V181H116V179H114V180H112V178H110L109 179ZM146 180V181H147ZM139 181H140V179H139ZM153 181V180H152ZM118 182V183H117ZM120 182V183H119ZM135 182L137 183L138 182V180L136 181L135 180ZM152 183V182H151ZM80 184V183H79ZM146 184H147V182H146ZM155 184H157L156 182H155ZM81 185V184H80ZM129 186V187H128ZM131 187H132V185H131ZM116 188V187H115ZM130 189V190H129ZM84 190V191H83ZM128 190V191H127ZM35 192V191H34ZM33 192V193H34ZM112 192V191H111ZM119 191L118 190H116V191H113L112 193L114 194H112L113 196H110V198H109V200L112 198V200L109 202V200H108V202H105V203H103V206H102V210L104 211V214L105 215H107V213H109V212H111V211H113V212H115L114 210H117V211H119V210H123L121 207H124L125 206V208L127 209V207H131V206H129L130 204H133L134 203V200H133V198H132V202L130 203V201H128V198H127V200H122V202L121 201H119V200H117V197H119L120 195H119V193H118ZM118 193V194H117ZM121 194V193H120ZM135 194V193H134ZM128 195V194H127ZM126 196V195H125ZM73 197V198H72ZM121 197H122V194H121ZM124 197V196H123ZM118 199H120V198H118ZM121 199H125V197L124 198H121ZM130 200H131V198H129ZM1 202V201H0ZM41 203H42V205H41ZM43 201H41L40 202V206H43ZM124 205V206H123ZM127 205V206H126ZM121 206V207H120ZM121 208V209H120ZM133 208V207H132ZM131 208V209H132ZM40 209L42 210V207H40ZM119 209V210H118ZM125 210V209H124ZM43 211V210H42ZM42 211H40V212H42ZM126 211H129V209L128 210H126ZM131 211V210H130ZM129 211V212H130ZM42 214H45V211H44V213L42 212ZM39 215V218L40 219H42L45 215H41V213H38L37 214V216ZM46 215H48V213L46 212ZM84 215H88L87 213H84ZM220 215H221V212H220ZM85 218H86V216H85ZM65 221H69L70 222V219L69 220H65ZM66 222V223H67ZM69 222H68V224H69ZM67 224V225H68ZM150 230L151 229H148V230H145V232L143 233L142 232V234L141 235H139V236H136V237H132L131 235H129L128 233V235H126V236H124L123 237V243L130 249V253L132 254V257H130V256H126V255H124V254H122V253H120V252H118L117 253V256H116V258L114 257V259H115V263L117 262L118 264H147L146 263V260L148 261L150 258H149V256H150V252H152V247H150L149 246V241L152 239V238H154V237H156V238H159L158 240H157V242H156V244L158 245L157 247L159 248H161V249H158L157 248V250H161V252L163 251L162 249L165 247V238H163V237H161V232H154L153 230H152V232H154V233H151L150 232ZM6 232H7V236L8 237H10L11 236V232H10V229H8L7 228V230H6ZM124 234V233H123ZM122 236V235H121ZM122 238V237H121ZM232 245V246H231ZM234 244H230V249L231 250H235L234 249V246H233ZM167 246V245H166ZM190 246H192V245H188V246H185V247H183V248H176V250H175V252L178 254H176L175 253V259H174V257L173 256H171V255H168V253H167V255L169 256V257H171L170 258V260H172V262H176V261H173V260H176V257L177 256H182L183 258H187V257H189V253L187 252L188 250H189V248H190ZM34 249H36L37 250V248H34ZM167 249H168V247H167ZM165 251H166V247H165ZM154 252V251H153ZM152 252V253H153ZM8 253H10V250H8ZM170 253V252H169ZM185 253V254H184ZM16 256L18 257V255L16 254ZM151 257H153L152 255H151ZM181 257V258H182ZM149 258V259H148ZM154 258V257H153ZM114 259H113V261H114ZM96 260V263H98V264H102V259H95ZM150 262V260L148 261V263ZM193 262H195L194 264H202L204 261L202 260V259H199V258H194L193 259ZM104 263V262H103ZM114 264V263H113Z\"/></svg>",
	"mask_w": 264,
	"mask_h": 264
}]
</instances>
